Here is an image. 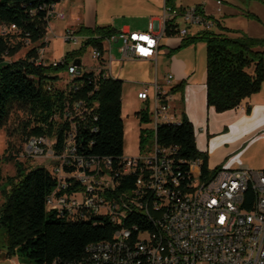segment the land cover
Instances as JSON below:
<instances>
[{
    "label": "built area",
    "instance_id": "obj_1",
    "mask_svg": "<svg viewBox=\"0 0 264 264\" xmlns=\"http://www.w3.org/2000/svg\"><path fill=\"white\" fill-rule=\"evenodd\" d=\"M60 1L44 5L48 33L51 32V20L66 19L65 12L56 7ZM215 10L221 13L220 0L215 2ZM214 27L213 21L206 19L195 7L164 5L161 15L151 19L144 31H120L103 40L100 46L85 47L93 66L85 68L80 57L72 58L59 73L61 78L65 74L69 80L63 87H58L57 83V87L68 89L72 76L85 71L104 70L107 77L114 78L109 72L114 61L113 44H118L116 50L120 61L155 60L160 41L167 31L184 38ZM0 30L2 35L12 34L16 28L0 26ZM60 38L78 50L91 39L78 36L68 28ZM49 43L50 40H43L37 49L36 66L55 68L63 63L64 57L58 61L47 58ZM75 60L80 62L78 67L74 65ZM172 79L171 74L165 76L167 87H171ZM150 87L152 93L143 88L137 93V100L146 104L145 111L151 108L150 115H147V122L151 124V142L136 158L126 159L123 155L120 164H125V173L112 169L108 158L92 162V158L74 157L73 120L84 121L88 111L80 101H74L63 114L62 120L71 123V130L66 134L60 153L53 152V139L34 137L29 141V147L35 151L48 141V152L58 159L51 167L57 185L46 199L47 209L71 222L106 218L109 222H116L119 232V240L112 241L111 246L94 250V255L53 264H264V171L244 166L220 168L211 177L203 178L200 160L186 162L176 157V147H159L155 125L180 120L170 104L171 88L159 86L156 81ZM53 119L58 120L57 117ZM184 164L188 170L182 171ZM71 166L76 168L73 172L64 171V167ZM128 175H136L134 186L118 191L117 179ZM108 177H116V187H108ZM247 192L252 197L249 210L243 208ZM79 193L82 194L81 201L77 199ZM126 209L150 214V228L123 220ZM152 224H159L163 238L151 235Z\"/></svg>",
    "mask_w": 264,
    "mask_h": 264
},
{
    "label": "trees",
    "instance_id": "obj_2",
    "mask_svg": "<svg viewBox=\"0 0 264 264\" xmlns=\"http://www.w3.org/2000/svg\"><path fill=\"white\" fill-rule=\"evenodd\" d=\"M174 0H165L164 5L173 7ZM264 4V0H254ZM57 3L56 0H0V26H15L16 31L0 34V129L3 128L13 110H24L29 119L22 130L35 138L47 137L54 140L52 150L60 153L71 123L62 120L67 107L80 101L88 109L84 121L75 118L74 157L78 159L108 158L112 169H120L123 157L124 130L121 120L122 81L107 77L104 70L85 71L72 78L68 89L57 87L66 63L80 57L85 47L100 46L107 38L115 36L111 26H95L93 29L80 26L75 30L78 36L91 39L77 51L64 56L58 67L36 66L37 49L45 37L47 21L44 19V5ZM195 9L206 19L212 20L222 31L202 30L181 39L179 46L169 51V55L196 43L205 44L206 52V105L216 113L235 109L242 100L258 93L264 81V39L246 35L228 36L238 33L221 27L210 16H205L199 6ZM246 17L259 21L252 14ZM11 36L32 43L23 59L6 62L4 57L14 56L22 43H11ZM166 38L176 37L167 31ZM95 37V38H92ZM184 81L171 88L180 93ZM50 87V90H47ZM140 123L148 121L143 111L136 112ZM57 117L58 120L53 118ZM34 126L29 128L30 123ZM32 123V124H33ZM147 130L140 129L139 152L145 151ZM148 135V134H147ZM156 142L161 148L176 147V157L186 162L200 160L201 177H211L220 168L208 169V156L195 145L191 123L181 112L180 123L160 125L156 129ZM187 165L181 167L188 170ZM15 175L5 180L2 190L4 202L0 207V229L5 235V256L18 253L26 264H53L59 261H73L84 256L85 248L94 243L113 239L116 226L106 218L93 217L87 221L71 222L48 210L46 199L57 185V177L51 169L33 167L26 169L15 163ZM65 172H73L75 166L64 167ZM136 175L117 179V190L132 188ZM114 187H116V179ZM8 188V189H7ZM7 189V190H6ZM251 193L245 194L243 208L249 210ZM127 220L142 228L150 224L135 212Z\"/></svg>",
    "mask_w": 264,
    "mask_h": 264
},
{
    "label": "crops",
    "instance_id": "obj_3",
    "mask_svg": "<svg viewBox=\"0 0 264 264\" xmlns=\"http://www.w3.org/2000/svg\"><path fill=\"white\" fill-rule=\"evenodd\" d=\"M117 1L119 2L118 8L122 18H119L117 22L116 19H113L111 21L113 22L111 23L112 25H104L109 21L106 19L105 13L99 9L103 0H64L63 2H59L56 6L57 8L60 7V9L58 8L59 10L65 12L66 19L59 21L61 29L58 35L61 36L67 28L75 32L80 26L90 29H93L95 26H111L118 32L144 31L151 19H157L161 15L165 3V0ZM216 1L174 0L173 7L186 8L199 6L205 16L212 17L221 27L238 32L226 33L228 36L246 35L251 38L264 39V4L254 0H220L222 2V10L218 14L215 10ZM125 8H127V13L123 11ZM246 14H252L259 21L246 17ZM235 18H245L248 22L244 21L241 23H247L249 31L228 25L229 20ZM130 19L131 21L136 20L137 22H133L130 25ZM212 30L217 33L222 32L216 27ZM52 32L53 27H51V32L49 33ZM47 33L48 29L43 40H50L46 36ZM181 39L178 37L166 38L168 47L163 46L160 41L158 55L155 60L120 61V56L119 58H114L113 56L114 61L109 69L110 76L114 77L113 79L119 78H115V74L113 73L115 64L121 70L122 66L126 63L138 62V64L149 66L154 71V77L153 79L151 78L149 84L156 81L159 86L169 90L184 81L183 90L180 93L172 92L170 104L177 112L179 120L181 118V112L183 111L191 123L196 148L200 152H205L208 156V169L213 170L216 167L227 169H235L241 166L248 167L243 162H249L250 156L246 155L257 145L254 150L261 154L263 158L261 162V166L263 167L261 170L264 171V81L258 93L242 100L235 109L216 113L212 107L206 105V65L202 70L201 76H198V79L195 77L192 69L189 70L188 68L179 66V58L182 52L191 48L196 53L198 49L205 47V44L196 43L182 49L180 52L169 55L170 50H174L179 46ZM46 54L47 58L53 59L47 49ZM163 56L170 58L173 71L175 72V75L172 74L171 87L166 86L165 76L159 77L158 75V61H161ZM81 64L85 68H91L93 66L92 61L90 65H87L81 60Z\"/></svg>",
    "mask_w": 264,
    "mask_h": 264
},
{
    "label": "rangeland",
    "instance_id": "obj_4",
    "mask_svg": "<svg viewBox=\"0 0 264 264\" xmlns=\"http://www.w3.org/2000/svg\"><path fill=\"white\" fill-rule=\"evenodd\" d=\"M63 1L64 0L60 2ZM118 6L119 2L117 0H103L99 9L101 12L105 13L106 19L109 21L104 25H112L111 23L113 22L111 21H113V19H116L117 22L119 18H122ZM58 8L60 9V7ZM123 11L124 13H127V8H125ZM244 21L248 22L245 18H235L229 20L228 25H230L231 27L243 28L244 30L249 31L248 24L241 23ZM133 22L137 21H131L130 19V25H132ZM50 25L51 27H53V32L47 33L46 35L50 38V43L47 51L50 53L51 57L54 60H61L67 53L78 50L76 46L64 43L58 35V32L61 29L59 21L51 20ZM55 35L56 37H54ZM10 41L12 44L18 41L21 42L22 48L12 57H4V60L6 62L23 59L32 47L37 46V44L33 45L32 43L26 42L25 40L21 41V39L17 36H11ZM161 43L163 46L168 47L166 36L163 37ZM117 47L118 44H113L112 56H114V58H119L116 50ZM180 51L181 50H179L178 52ZM175 53L177 52L172 53V55ZM180 56L179 66L188 68L189 70L192 69L194 71L195 77L198 79V76H201L202 70L206 65L205 47H203L202 49H198L196 53L193 49L190 48L182 52ZM81 60L83 61V63L90 65L91 61L89 58L88 49H85L83 53H81ZM113 73L115 74V78L119 77L118 79L122 81L120 101L121 120L124 130V158H136L140 154L138 136L140 133V129L148 130V135H145L147 136V141L145 144L146 146L150 145L152 137V133L149 131L151 129V124L149 122L140 123V121L136 118V112L143 110L145 111L146 106L145 103L137 100L136 95L137 92L142 90L143 88L147 89L149 91V94L152 93V91L150 92V84L152 82L150 84L149 82L151 81V78L153 79L154 77V71L151 70L149 66L138 64V62H129L122 66L121 70L119 69V66L115 64ZM169 74L175 75V72L173 71L170 58H168L167 56H163V59L161 61H158V75L159 77H162ZM68 80L69 78L65 74H63L62 82H59L58 87H63L65 84L64 82ZM145 113L149 116L151 113V108H149V110H146ZM28 119L29 115L26 111L13 110L6 125L0 129V207L4 202L2 190L5 189V180L6 178L15 175V163L22 164L26 169L33 167H45L51 169V167L57 164L58 161L55 155H52L48 152L50 144L48 141H46V143H43V145H41L40 148H37L36 151L31 150V148L29 147V141L34 137L32 135L24 134L22 130L25 122H27ZM32 123L33 122L30 123L29 128L34 126V123ZM255 147H253V149H251L246 155L250 156L249 162L243 163L248 165V167L252 170H261L263 167L261 166L263 158L261 157V154L257 153L254 150ZM109 178L110 177H108V179ZM77 199L78 201H81V193L77 195ZM5 252V235L3 230L0 229V264H26L24 259L18 253H15L11 255L10 258H8L5 256Z\"/></svg>",
    "mask_w": 264,
    "mask_h": 264
},
{
    "label": "bare ground",
    "instance_id": "obj_5",
    "mask_svg": "<svg viewBox=\"0 0 264 264\" xmlns=\"http://www.w3.org/2000/svg\"><path fill=\"white\" fill-rule=\"evenodd\" d=\"M47 29H48V21H47ZM72 77H75V76H72ZM178 123H180V122H162V123H158L157 125H155V133H156L157 127L160 126V125H164V124H166V125H175V124H178ZM92 162H102V158L101 159L92 158ZM118 173H125V164H121ZM115 179H116V177H110L108 179V187H114ZM135 212L140 213L141 216H142V219L145 222H148L150 224V214H148L147 212H144L143 210H137V209H126V212L123 213V220H127V218H129V216H131ZM111 223H113L117 227L116 222H111ZM151 235L155 236L156 238H163V230H159V224H152V226H151ZM117 240H119V232H117V230H116V232L113 235V239L111 241L94 243V244L88 245L85 248L84 256L81 259L86 258V255H94V250H101L105 246H111L112 241H117Z\"/></svg>",
    "mask_w": 264,
    "mask_h": 264
},
{
    "label": "water",
    "instance_id": "obj_6",
    "mask_svg": "<svg viewBox=\"0 0 264 264\" xmlns=\"http://www.w3.org/2000/svg\"><path fill=\"white\" fill-rule=\"evenodd\" d=\"M74 65L78 67L80 65V62L78 60H75Z\"/></svg>",
    "mask_w": 264,
    "mask_h": 264
}]
</instances>
